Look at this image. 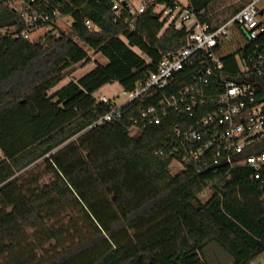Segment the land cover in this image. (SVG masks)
<instances>
[{
  "label": "trees",
  "instance_id": "obj_1",
  "mask_svg": "<svg viewBox=\"0 0 264 264\" xmlns=\"http://www.w3.org/2000/svg\"><path fill=\"white\" fill-rule=\"evenodd\" d=\"M114 1L0 0V264H210L213 244L231 264H253L264 254V191L252 170L235 169L222 193L202 202L212 174L174 176L171 159L159 155L181 117L140 123L144 110L194 84L203 53L167 90H149L119 118L91 128L112 108L95 93L115 83L135 92L186 46L187 33L173 24L161 34L168 19L157 9L187 7L219 24L248 0L224 9V18L212 10L224 0H147L135 15L131 0L116 15ZM66 17L69 32L58 26ZM242 52L226 56L229 69ZM91 53L108 63L53 92L92 63Z\"/></svg>",
  "mask_w": 264,
  "mask_h": 264
},
{
  "label": "built area",
  "instance_id": "obj_2",
  "mask_svg": "<svg viewBox=\"0 0 264 264\" xmlns=\"http://www.w3.org/2000/svg\"><path fill=\"white\" fill-rule=\"evenodd\" d=\"M126 2L114 1L116 15ZM147 2L139 0L136 7L130 1L131 13H144ZM158 14L161 22L168 19L161 34L173 24L187 33L186 46L165 57L135 92L123 91L127 101L122 106L101 96L98 102L112 108L91 128L119 118L124 106L149 90H167L190 58L203 53L205 59L194 84L144 110L140 123L143 128L159 126L170 112L181 117L159 155L169 157L171 165L180 168L179 173L188 169L197 174L211 173L215 180L207 182L200 194L205 200L215 193L220 195V183L230 181L232 171L238 168L251 169V179L264 191V0H248L238 13L219 24L201 22L187 7L176 11L162 8ZM86 25L96 30L91 22ZM239 50L244 52L243 57L229 69L224 59ZM130 131L137 134L139 128L134 125Z\"/></svg>",
  "mask_w": 264,
  "mask_h": 264
},
{
  "label": "rangeland",
  "instance_id": "obj_3",
  "mask_svg": "<svg viewBox=\"0 0 264 264\" xmlns=\"http://www.w3.org/2000/svg\"><path fill=\"white\" fill-rule=\"evenodd\" d=\"M241 0H224L220 3H218L216 6L213 7V11L216 13H219L221 15V18H224L226 15H222V11L224 9H226V11L229 9L230 6H238ZM131 2L133 3L134 6L138 7L139 6V0H131ZM178 2L182 5V6H186L188 5V1L187 0H178ZM15 7L18 10H21V4L17 3L15 5ZM162 10V8L157 9L158 13H160ZM72 24V20L69 17L66 18H60L58 20V26L60 29H62L65 32H69L70 31V27ZM49 29L48 28H44L39 30L38 32L34 33L32 35V39H38L42 36H44L47 31ZM92 57V61L95 64H99V62L101 61V63H106V58H104L102 55H95L93 53L90 54ZM91 69V66H87L83 69H79L78 72H76L75 74H73L71 77H69L68 79H66L64 82H62L60 85H58L53 92L61 89L63 86H65L67 83L71 82V81H77L79 78H81L86 71L88 72ZM101 96H105L107 99L111 100L112 102H114L118 107L122 106L126 101L127 98H125L123 96V90L121 88V86L118 83L115 84H111V85H107L105 87H103L102 89H100L97 93H95L94 97L98 100ZM131 134H135V131H132ZM0 160H1V153H0ZM180 168L177 167V165L175 163H173L170 166V173L172 175H177L179 173ZM49 181V178L45 179L44 182ZM200 200L202 202H206L207 200L204 199V197L200 196L199 197ZM207 254H208V260L210 262V264H231V258L223 251L221 250V248H219L217 245L213 244L211 245L208 249H207ZM253 264H264V254L261 255Z\"/></svg>",
  "mask_w": 264,
  "mask_h": 264
},
{
  "label": "crops",
  "instance_id": "obj_4",
  "mask_svg": "<svg viewBox=\"0 0 264 264\" xmlns=\"http://www.w3.org/2000/svg\"><path fill=\"white\" fill-rule=\"evenodd\" d=\"M187 6V5H186ZM99 55V54H98ZM108 63V60H106V63H101V61L99 62V64H103V65H105V64H107ZM88 66H91V69L89 70V71H91L93 68H95V66H96V64L92 61V63L91 64H89ZM87 67V66H86ZM88 71V72H89ZM87 71L84 73V74H86V73H88ZM83 74V75H84ZM83 75H81V76H83Z\"/></svg>",
  "mask_w": 264,
  "mask_h": 264
}]
</instances>
